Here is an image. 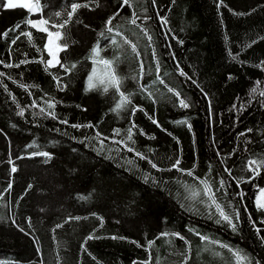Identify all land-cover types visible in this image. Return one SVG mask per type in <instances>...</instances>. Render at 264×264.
Instances as JSON below:
<instances>
[{
	"label": "trees",
	"instance_id": "obj_1",
	"mask_svg": "<svg viewBox=\"0 0 264 264\" xmlns=\"http://www.w3.org/2000/svg\"><path fill=\"white\" fill-rule=\"evenodd\" d=\"M34 1L0 0V264H264V0Z\"/></svg>",
	"mask_w": 264,
	"mask_h": 264
},
{
	"label": "rangeland",
	"instance_id": "obj_2",
	"mask_svg": "<svg viewBox=\"0 0 264 264\" xmlns=\"http://www.w3.org/2000/svg\"><path fill=\"white\" fill-rule=\"evenodd\" d=\"M9 6H18V5H23L32 11H36L38 9L37 4L33 0H8ZM41 21L43 19H40ZM41 24V27L43 26L42 22L36 21V23ZM52 32H49V36L47 39L48 43V49L50 53H52V56H57L59 54L58 52L60 51V46L58 45V42L56 40V36H54L55 39L52 38L53 35H51ZM258 203L264 206V188L260 190L259 197H258Z\"/></svg>",
	"mask_w": 264,
	"mask_h": 264
},
{
	"label": "crops",
	"instance_id": "obj_3",
	"mask_svg": "<svg viewBox=\"0 0 264 264\" xmlns=\"http://www.w3.org/2000/svg\"><path fill=\"white\" fill-rule=\"evenodd\" d=\"M33 1H34V0H33ZM34 2H35V1H34ZM8 3H9V2H8V0H7V3H6L7 6H9ZM35 3H36V2H35ZM36 4H37L38 9H37L36 11H33V12H38V11H39L38 3H36ZM21 6H23V5H21ZM40 19H43V18H40ZM40 19L34 20V21H33V25H34L36 28H38V29L48 30V29L46 28L47 26H46V22H45V20L43 19V20L41 21ZM36 21H40V22H42L43 26L41 27V24H39V22L36 23ZM50 32H51V31H50ZM49 35H50V34H49ZM51 35H53V36H52L53 39H55L54 36H56V37H57L56 40H57V42H58L59 37H60V32H52ZM58 45H59V43H58ZM59 46H60V45H59ZM62 49H63V47L60 46V51L58 52L59 54H57V56H52V53H50V51H49V49H48V43H47V50H48V52H49V54H50L49 64H50L51 66H56V65L59 64V62H60V52H61Z\"/></svg>",
	"mask_w": 264,
	"mask_h": 264
}]
</instances>
